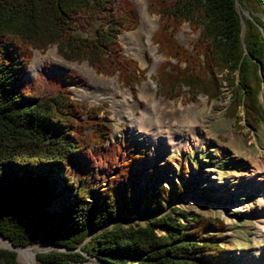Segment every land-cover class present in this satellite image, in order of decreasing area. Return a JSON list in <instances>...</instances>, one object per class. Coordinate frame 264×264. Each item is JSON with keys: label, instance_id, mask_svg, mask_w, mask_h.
I'll use <instances>...</instances> for the list:
<instances>
[{"label": "trees", "instance_id": "obj_1", "mask_svg": "<svg viewBox=\"0 0 264 264\" xmlns=\"http://www.w3.org/2000/svg\"><path fill=\"white\" fill-rule=\"evenodd\" d=\"M146 1L159 17L152 41L166 58L156 70L158 94L175 97L185 87L188 99L214 100L225 85L226 114L259 129L264 0ZM138 20L131 0H0V233L14 246L45 240L66 248L36 253L35 264H233L221 245L223 221L172 205L183 184L167 187L153 170L141 176L147 189L135 190L147 146L112 140L103 108L73 98L72 74L26 78L32 50L55 45L62 58L116 75L134 92L145 69L123 57L118 35ZM183 23L198 31L191 49L175 37ZM188 158L201 166V156ZM0 264H18L16 253L0 247Z\"/></svg>", "mask_w": 264, "mask_h": 264}, {"label": "rangeland", "instance_id": "obj_2", "mask_svg": "<svg viewBox=\"0 0 264 264\" xmlns=\"http://www.w3.org/2000/svg\"><path fill=\"white\" fill-rule=\"evenodd\" d=\"M131 1L138 11V24L121 32L118 39L123 57L136 60L138 66L145 69L146 77L134 92L123 87L116 75L98 73L86 61L62 58L55 45L45 51L32 50L26 78L34 80L46 71L72 74L73 98L88 107L103 108L101 115L107 113L113 123L112 140H133L147 146V157L135 168L138 170V183L133 184L136 191L142 194L147 189L150 182L141 176L153 170L152 179L163 181L167 187L173 183L183 184L185 195L173 200L172 205L223 221V228L219 230L224 240L221 245L233 264H260L259 258L264 264V215H259L264 204L259 195L260 182L255 174H250L252 164L264 166V124L251 130L242 121L235 122L228 116L225 108L230 96L225 85L214 100L203 95L188 99L185 87L175 97L159 95L156 70L166 60L152 41L159 17L148 11L146 0ZM197 35L198 31L192 30L187 23L181 24L175 32L178 42L187 49L192 48ZM50 50L53 53L47 56ZM36 56L39 61L32 71ZM155 100L158 103H154ZM151 104L153 110L148 106ZM153 138L160 141L156 151ZM194 154L202 157L198 168L193 167L188 158L195 159ZM61 203L62 197L49 209ZM130 218L132 222L138 219ZM158 231L163 232L160 228ZM36 243L45 244V248L36 253L55 250L45 240ZM16 258L18 264H29L20 260L18 254ZM36 262L34 258L33 264Z\"/></svg>", "mask_w": 264, "mask_h": 264}, {"label": "bare ground", "instance_id": "obj_3", "mask_svg": "<svg viewBox=\"0 0 264 264\" xmlns=\"http://www.w3.org/2000/svg\"><path fill=\"white\" fill-rule=\"evenodd\" d=\"M142 7H143L144 13H146L144 1H142ZM52 53H53V50H50L47 56H50ZM38 61H39L38 56L34 57L32 65H31L32 71H34L35 65L37 64ZM149 83H147L145 86H147ZM154 103H158V100H155ZM148 106L150 109L152 110L154 109V105L151 104ZM152 142L154 144V151H156L157 146L160 145V141L158 140V138H153ZM250 174H255L256 180L260 182L259 195H260L261 201L264 204V166H259L258 164H252L250 168ZM253 180L254 178H252V181ZM259 215H264V210L260 211ZM6 244L7 242L0 237V245H6ZM44 248H45L44 243H41V244L36 243V244H30V245H26L23 247H19L17 249L18 258L22 261L28 262L29 264H33L36 251L40 249H44ZM258 261L260 264L262 263L260 258Z\"/></svg>", "mask_w": 264, "mask_h": 264}, {"label": "water", "instance_id": "obj_4", "mask_svg": "<svg viewBox=\"0 0 264 264\" xmlns=\"http://www.w3.org/2000/svg\"><path fill=\"white\" fill-rule=\"evenodd\" d=\"M236 5H237V2H236ZM0 237L2 238V239H4L6 242H7V244L6 245H0V247H2V248H7V249H10V250H13L15 253H16V255H17V249L19 248V247H23V246H14L13 245V243L11 242V240L9 239V238H7V237H5L3 234H1L0 233ZM39 242V241H38ZM48 243V242H47ZM50 244V243H49ZM50 245H52L53 247H55V250H58V251H63V250H66V248L65 247H62V246H57V245H53V244H50ZM26 246V245H25ZM35 258H36V255H35ZM17 259V258H16ZM36 260H37V258H36Z\"/></svg>", "mask_w": 264, "mask_h": 264}]
</instances>
